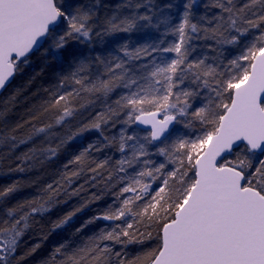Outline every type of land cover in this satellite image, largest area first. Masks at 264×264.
<instances>
[{
    "label": "snow or ice",
    "instance_id": "snow-or-ice-1",
    "mask_svg": "<svg viewBox=\"0 0 264 264\" xmlns=\"http://www.w3.org/2000/svg\"><path fill=\"white\" fill-rule=\"evenodd\" d=\"M0 264H264V0H0Z\"/></svg>",
    "mask_w": 264,
    "mask_h": 264
},
{
    "label": "trees",
    "instance_id": "trees-1",
    "mask_svg": "<svg viewBox=\"0 0 264 264\" xmlns=\"http://www.w3.org/2000/svg\"><path fill=\"white\" fill-rule=\"evenodd\" d=\"M39 257H37V259H38Z\"/></svg>",
    "mask_w": 264,
    "mask_h": 264
}]
</instances>
